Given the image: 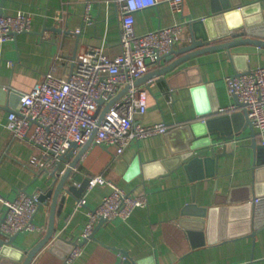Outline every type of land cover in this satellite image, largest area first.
I'll return each mask as SVG.
<instances>
[{
    "label": "crops",
    "instance_id": "obj_1",
    "mask_svg": "<svg viewBox=\"0 0 264 264\" xmlns=\"http://www.w3.org/2000/svg\"><path fill=\"white\" fill-rule=\"evenodd\" d=\"M237 1L251 7L248 16L259 13L264 21V0ZM208 6L209 0H182V12H176L168 0H158L156 5L135 12L134 27L144 33L180 22L182 29L175 44L184 45L189 38L187 14L193 19L203 17ZM16 11L30 14L32 25L29 32L18 33L0 44V86L11 91H30L51 64L68 68L72 55L90 46L102 45L110 55L119 51L120 17L114 0L4 1L1 14ZM231 54L232 59L226 49L207 51L169 71L166 81L152 78V83H141L147 88L148 107L137 119L143 125L163 120L171 127L199 114L214 120L212 127L221 131L219 119L225 114L217 113L213 106L219 110L236 104L227 92L224 77L234 74L235 69L244 71L264 65V46L241 44L232 47ZM167 63H153L149 70ZM185 67L189 69L175 73ZM211 109L213 112H209ZM7 113L0 108V216L4 211L1 197L12 199L22 190L33 193L50 182L48 173L32 160L41 157L39 148L11 136L6 127ZM176 128L132 140L119 155L94 143L85 150L76 166L83 176L103 174L130 194L144 191L148 205L138 206L126 219L106 221L94 234L101 242L88 239L80 256L70 264H116L122 255L112 247L126 250L140 264H264V183L258 185L255 197H248L253 177V151L246 145L251 139L250 129L244 128L234 149L219 157L215 174L202 177L203 170L194 166L161 170L164 166L158 161L172 157V149L182 144L183 135ZM255 131L264 138V134ZM216 148L221 151V144ZM109 190L107 184L88 188L83 195L85 205L78 208L70 196L64 203L57 201V233L66 238L78 236L86 225L87 211L95 208ZM254 198H259V202ZM246 200L252 201L254 207L258 226L255 236L240 235L246 226ZM50 201L49 198L41 204L33 218L44 231H19L16 244L29 249L44 235ZM213 207L217 210L208 212ZM198 211L206 213L203 235L188 232L178 222L182 216ZM59 251L63 252L61 248ZM30 264L66 263L44 247Z\"/></svg>",
    "mask_w": 264,
    "mask_h": 264
},
{
    "label": "built area",
    "instance_id": "obj_2",
    "mask_svg": "<svg viewBox=\"0 0 264 264\" xmlns=\"http://www.w3.org/2000/svg\"><path fill=\"white\" fill-rule=\"evenodd\" d=\"M120 17L119 51L110 55L104 46H90L75 54L68 68L56 64L44 74L30 91L20 93L19 104L7 113L6 127L11 136L37 146L40 158L32 159L40 169L51 170L72 142L84 143L92 135V143L121 154L132 140L165 133L166 121L143 125L138 114L148 107L147 88L136 83V78L149 71L155 61L167 54L176 44L181 32L180 22L138 33L134 27L135 12L156 5L158 0H114ZM171 9L182 12V0H168ZM30 14L16 11L0 15V44L18 33L29 32ZM227 92L244 103L248 118L260 134H264V65H257L225 77ZM127 87L118 99L104 111L99 121L95 111L99 101L106 104ZM170 102V101H169ZM237 105L219 108L223 113ZM206 119L202 118L201 121ZM66 163L59 168L64 172ZM107 184L109 192L95 208L87 211V222L81 233L72 237L77 244L66 254L65 263L74 262L82 253L79 242L87 239L100 218L126 219L138 206L146 207V192L130 194L123 187L107 180L103 174L88 176V188ZM259 202V198H254ZM39 191H19L15 198L1 197L4 208L0 216V233L5 237L22 230L44 231L33 222L39 208ZM84 198L76 207L84 206Z\"/></svg>",
    "mask_w": 264,
    "mask_h": 264
},
{
    "label": "water",
    "instance_id": "obj_3",
    "mask_svg": "<svg viewBox=\"0 0 264 264\" xmlns=\"http://www.w3.org/2000/svg\"><path fill=\"white\" fill-rule=\"evenodd\" d=\"M4 1L0 0V15ZM238 3L235 0H209L208 13L203 15V17L193 19L191 15L187 14V17H189L187 21L189 38L186 43L184 45L177 44L167 54L160 56L155 61L156 63L160 64V61L168 63L145 72L135 79L136 83L141 84L147 81L152 83L154 81L152 78H155L156 81L162 79L166 81L168 79L165 78V75L169 71L174 70L178 66L185 64L187 60L202 55L207 51L226 49L232 59V47L241 44L264 46V21L261 15L258 13L255 16H248L250 14L248 10L251 7L241 6ZM221 38H223L221 41H212ZM73 57L74 55H72ZM187 68L189 69V67ZM187 68H181L175 73L182 74ZM240 72L242 71L235 69L234 74L238 75ZM201 86L205 87L206 84ZM126 89L127 87L121 89L114 99L104 104V106H101L103 100L99 101V105L95 111V115L99 116V121L103 117L102 115L106 108L114 100L118 99V96ZM19 98L20 93L17 91H11L8 88L0 86V108H4L8 112L13 111L19 104ZM233 98L237 108L239 107L240 109L231 114H228L229 112L220 113L225 114L219 119L221 126H223L221 128L223 132L222 130H215L212 127L214 120L206 118L205 121H201L202 117L199 114L185 122L171 124L174 126H171L165 132H170L172 127H177L176 129L183 135L182 144L176 149H172V157L158 161L160 165L164 166L161 170L168 172L178 166L184 167L185 169L194 166L197 169L203 170L202 177L212 176L215 174L219 157L226 155L228 151H231V148L234 149L235 141L243 137L241 132L245 130L244 128L248 127L250 129L251 139L246 145L253 151V177L252 183L249 186L250 194L248 197H255L257 195L256 189L258 185L260 182L264 183V138L259 136L255 129H253L244 103L239 102L236 95H233ZM212 109L219 113L218 108L213 106ZM212 109L209 112H213ZM92 138L93 135L82 144L72 142L66 153L61 155L55 162L50 172L46 171L50 182L47 183L45 188L40 187L38 190L39 205L46 204L47 200L49 198L51 199L49 224L44 235L32 247L26 249L15 243L19 231L8 237L0 233V264H30L35 258V255L44 247H48L50 252H54L65 259L71 247L77 244L72 236L66 238L57 233L54 212L57 201L64 203L68 196L78 201L86 193L89 187L88 176H83L76 169V166L84 155L85 150L92 144ZM220 144L222 150L217 151L216 147ZM170 161H173L172 167L168 164ZM65 163V170L61 174L59 168ZM243 208L246 210L243 216V222H245L246 226L240 235L247 233L255 236L258 226L254 222L256 216L252 201L246 200ZM212 210H217V207L211 208L208 212L211 213ZM205 215L206 213L204 211H198L191 215L186 214L178 222L188 232L203 235L207 225ZM106 221L105 218H100L87 239L79 242V244L84 245L90 238L100 241L94 234ZM60 248L63 251L62 253L59 251ZM112 248L122 255L121 260L116 264H140L126 250H121L116 247Z\"/></svg>",
    "mask_w": 264,
    "mask_h": 264
}]
</instances>
